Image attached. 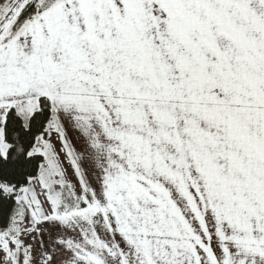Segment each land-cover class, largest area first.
Instances as JSON below:
<instances>
[{
  "label": "snow or ice",
  "instance_id": "snow-or-ice-1",
  "mask_svg": "<svg viewBox=\"0 0 264 264\" xmlns=\"http://www.w3.org/2000/svg\"><path fill=\"white\" fill-rule=\"evenodd\" d=\"M0 264H264V0H0Z\"/></svg>",
  "mask_w": 264,
  "mask_h": 264
}]
</instances>
